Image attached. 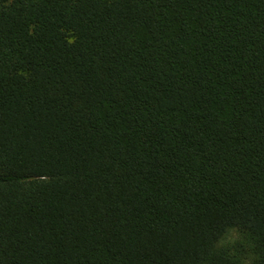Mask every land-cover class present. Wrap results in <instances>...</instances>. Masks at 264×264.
<instances>
[{
	"label": "trees",
	"instance_id": "1",
	"mask_svg": "<svg viewBox=\"0 0 264 264\" xmlns=\"http://www.w3.org/2000/svg\"><path fill=\"white\" fill-rule=\"evenodd\" d=\"M0 264H264V0H0Z\"/></svg>",
	"mask_w": 264,
	"mask_h": 264
}]
</instances>
